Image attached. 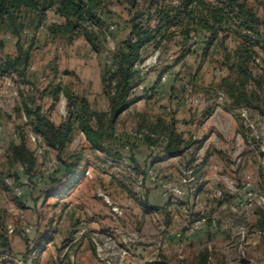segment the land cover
<instances>
[{"label":"rangeland","instance_id":"374dc122","mask_svg":"<svg viewBox=\"0 0 264 264\" xmlns=\"http://www.w3.org/2000/svg\"><path fill=\"white\" fill-rule=\"evenodd\" d=\"M110 1L118 16L107 26L97 28L99 50L85 37L70 43L51 37L42 27L33 44L31 62L26 71L19 73L3 67L1 58L17 52V38L6 35V48L0 55V103L4 105L0 110V126L4 127L0 143L10 146L13 132L25 127L22 104L35 99L27 85L44 86L48 94H60V98L66 99L67 111L65 90H74L75 95L88 100L93 123L105 125L110 100L104 90L103 74L110 67L108 59L115 48L112 46L129 35L128 0ZM249 2L264 17V0ZM138 4L144 7L145 0ZM50 19H54L53 14ZM206 33L200 27L193 34L188 44L195 53L178 63L175 60L180 46L175 41H164L156 49L154 45L143 49L144 61L136 68L144 76V87L140 84L133 90V95L140 98L116 120L115 137L120 141L113 140V152L108 154L116 156V150L125 151L123 136L128 137L131 130L153 131L159 118L175 120L178 132L190 141L187 147L208 148L204 163L197 169L201 182L199 200L191 203L183 198L173 208L181 212L189 206L193 215H206V227L183 240L175 233L167 235L168 230L181 226L182 220L168 215V228H163V217L160 213L152 214L149 206L146 215L139 219L141 201L130 173L122 164L109 169L100 165L107 154L95 152L91 142L84 141L78 148L82 152L81 163L58 184L60 194L45 195L43 181L37 182L25 207L15 201L8 189L0 187L2 207L17 206L16 212L9 214L0 209L5 227L9 223L15 227L13 249L4 253L0 250V264H190L194 255L207 246L212 252L209 264H264V77L259 76L264 53L259 49V54L249 59L252 78L248 79L246 89L252 95L257 91L258 99L252 105H236L222 83L225 76L235 80L240 74L225 65L222 48L202 55ZM30 38V32L22 36L26 47ZM227 43L233 53L231 62H237L235 50L239 42L228 38ZM16 90L21 104L16 101L13 105ZM44 105L56 122L62 121L58 105ZM151 145L156 147V159L169 154L160 138L140 141L139 151L147 157L136 164L141 172L152 162ZM75 147L76 142L70 145L69 152ZM3 164L0 159L1 169ZM89 166L93 176L85 173ZM159 172L163 176L170 172L178 181L182 177L176 163L160 168ZM145 187L161 201L157 186L149 182ZM128 199L135 201L128 214L121 215L113 209L122 207ZM24 232L27 237L22 235Z\"/></svg>","mask_w":264,"mask_h":264},{"label":"trees","instance_id":"16d2710c","mask_svg":"<svg viewBox=\"0 0 264 264\" xmlns=\"http://www.w3.org/2000/svg\"><path fill=\"white\" fill-rule=\"evenodd\" d=\"M118 1L121 3L122 0ZM138 1L128 0L129 14L126 25L129 35L122 37L110 52L111 64L103 74L104 90L110 100L109 119L104 126L93 123V113L88 100L75 95L74 90H65L68 114L60 122L43 114L38 107H30L27 101L23 102L22 108L26 111L29 122L24 121L25 127L17 130L19 136L14 137L9 146V159L7 162L3 161L4 168H0V184L14 195L19 205L26 207L30 194H14L4 176L9 174L17 184L22 185L23 174L18 168L22 165L25 175L35 183V189L38 177H42L44 184L41 188L45 195L60 194L57 190L58 184L76 171L81 163L80 149L69 152L70 145L81 130L86 133L95 152L100 150L111 156L108 154L113 152V140L115 143L120 141L115 137V122L140 98L133 95V90L144 81V76L140 75L135 64L137 61H144L142 51L147 45H154L156 49L164 45V41H175L180 46L175 60V63H178L189 54L195 53L188 42L202 27L207 32L203 38L202 55L222 48L225 65L230 69H237L240 74L235 80L225 76L222 83L235 104L241 105L245 102L252 105L253 100L258 99L257 91H254L253 95L249 94L246 85L248 79L252 78L249 59L258 55L259 49L264 53V17L260 16L249 0H178V3L173 0H145V6L142 8ZM262 6L264 8V2ZM51 14L53 20L50 19ZM117 16L118 12L110 0H0V55L6 48V35L18 40L17 52L1 58L3 67L19 73L27 70L32 59L33 44L42 27H46L51 37L70 43L79 37H85L99 50L101 43L97 28L107 26ZM26 31L31 34L27 47L22 42ZM228 38L239 42L235 50L237 62H231L233 53L227 43ZM260 67L262 74L259 76L264 77V57ZM54 98L58 102L60 94H55ZM29 124H32L35 131L42 134L57 152L59 165L49 174L36 167V155L26 141ZM154 129L164 132L160 135L168 136L165 146L168 153L182 152L190 144V141L178 132L175 120L167 122L159 118ZM123 151L116 150L115 155L121 157ZM131 161H134L132 156ZM147 201L146 203H150L149 198ZM3 210L9 214L7 207ZM5 223L4 214L0 212V250L3 253L12 251V234L15 232L9 234ZM24 233L22 235H28ZM211 256L212 252L207 246L194 255L190 264H209Z\"/></svg>","mask_w":264,"mask_h":264},{"label":"built area","instance_id":"2783aa9c","mask_svg":"<svg viewBox=\"0 0 264 264\" xmlns=\"http://www.w3.org/2000/svg\"><path fill=\"white\" fill-rule=\"evenodd\" d=\"M27 32V31H26ZM115 47L114 45L112 46ZM109 51H107V54ZM108 63L111 64V57L108 59ZM140 64V61H137L135 66L138 67ZM164 79H166V76H164ZM141 88L144 86L141 84ZM27 91L31 94L35 95V99L33 103H28L30 107H38L40 111L47 115L51 116V113L45 109V105H58V109L61 111L63 117H66L68 114V111L66 109V99L61 96L60 102L58 103L55 101V98L53 95L48 94L46 91V88L44 86H29L27 85ZM158 97V95H157ZM21 104V97L19 94V91H15V99L13 102V105L15 103ZM61 104V105H60ZM4 107L2 103H0V110ZM168 109H171L170 106L167 107ZM23 118L26 122H29V117L25 110H23ZM53 119V118H52ZM54 120V119H53ZM13 135L15 138H18L19 133L18 131H14ZM119 135V134H118ZM128 137L123 136V142H124V153L121 157L117 156H108V158L105 161H101L100 165L104 166L105 168H112L115 165L122 164L124 165L125 169L130 173L132 177V181H134V186L136 189L137 194L140 196L139 206L141 207V210L139 212V219H142L146 213L148 212L147 207L149 206L152 210V214L160 213L163 217V228L167 227V216L170 215L173 218H176L178 220H182L181 226L178 228H175L173 230H168V237L171 234H174L178 236V238L185 239L186 237H190V235H194L197 232H200L206 227V221L207 216L206 215H199L195 216L193 215L192 210L189 206L184 207L181 212H178L177 210H174L173 206H175L176 203L180 199L185 198L187 202L193 203L195 200H199V183L200 178L197 177V169L199 166H201L205 161V154L207 151L206 146H203L200 149H192L191 147L186 148V150L182 152H175V153H169L168 156L164 159H156L157 158V151L156 147L151 145V153H153V157L150 158L152 162H149V164L146 166L144 171H139L136 169V164L139 161L146 160L147 157L144 154V152L139 151L138 143L142 140H145L147 138L151 140H157L162 139L163 142H168V136L166 135H160L157 132L150 131V130H131L128 133ZM4 136V127L0 126V141L3 139ZM26 141L29 144L30 148L34 151L36 158H37V169L40 171L49 174L50 172L55 171V169L59 165V159L57 156V153H53V149L46 141L45 137L35 131L32 124H29L27 133H26ZM84 141H89L86 133L81 130L77 137L74 138L72 144L76 142L75 149L78 150V148L81 146ZM136 146V147H135ZM8 146L0 143V159L4 162H7L9 157L7 155ZM99 152H102L98 150ZM164 153V152H163ZM167 154V152H166ZM131 156L134 158V163L131 161ZM88 157H91V154L88 155ZM176 163L178 164L179 171L182 173L181 179L178 181L174 179V176L170 172H166L167 176H163L159 170L160 168H167L171 164ZM18 168L21 170L23 177H22V185L17 184L14 181V178L10 175L5 176L6 183L10 186L13 193L17 196H21L24 193H31L35 189V183L31 181L24 173V166L19 165ZM91 166H89L86 169V174L89 176H93ZM42 177H38L37 182L41 183ZM152 183L153 185L157 186L162 193L161 201H159L156 197L154 198V194L152 192H148V190L145 187V184ZM156 190H158L156 188ZM218 194H222L220 190H218ZM147 198H149L150 203H146ZM106 200L113 204L112 200H110L109 196H106ZM137 202V201H136ZM135 201L128 199L126 204L122 207L115 206L113 209L120 213L121 215H126L129 213L130 206L134 204ZM152 204V206H150ZM157 205V206H156ZM147 206V207H146ZM17 206L15 204H11L8 207V211L10 213L16 212ZM0 209H2V205L0 203ZM160 209V210H159ZM160 216V217H161ZM156 217H154L155 219ZM214 223L216 222L215 219H213ZM212 222V221H211ZM213 223V222H212ZM8 233H13L15 231V227L12 223L8 224ZM168 228V227H167ZM29 231V230H28ZM184 244V243H182Z\"/></svg>","mask_w":264,"mask_h":264},{"label":"crops","instance_id":"0c3cea01","mask_svg":"<svg viewBox=\"0 0 264 264\" xmlns=\"http://www.w3.org/2000/svg\"><path fill=\"white\" fill-rule=\"evenodd\" d=\"M9 146V145H8ZM0 187H2V185L0 184Z\"/></svg>","mask_w":264,"mask_h":264}]
</instances>
